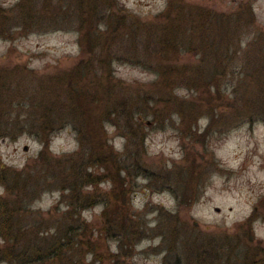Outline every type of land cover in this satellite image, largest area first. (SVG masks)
Returning <instances> with one entry per match:
<instances>
[{
  "label": "rangeland",
  "instance_id": "374dc122",
  "mask_svg": "<svg viewBox=\"0 0 264 264\" xmlns=\"http://www.w3.org/2000/svg\"><path fill=\"white\" fill-rule=\"evenodd\" d=\"M83 165L99 200L75 216L91 227L77 261L264 260V0H0L2 178L46 177L29 219L54 231ZM199 243L215 245L197 263Z\"/></svg>",
  "mask_w": 264,
  "mask_h": 264
},
{
  "label": "trees",
  "instance_id": "16d2710c",
  "mask_svg": "<svg viewBox=\"0 0 264 264\" xmlns=\"http://www.w3.org/2000/svg\"><path fill=\"white\" fill-rule=\"evenodd\" d=\"M107 17L108 16H105L104 14L100 17L98 16L97 19L104 21ZM106 30L107 33L111 32L109 24L106 25ZM95 33L100 37L103 35L106 36L107 34L102 33V35H100L97 29L95 30ZM80 40L83 53L85 54V45L82 35ZM51 129L53 130L54 128L52 127ZM43 155H46V151L41 152L40 157ZM96 162L98 163L99 161L94 156L91 159H88V164L90 163V165H95ZM83 168H85V165L75 170V177L70 181V186H58V189L61 191H69L71 193V199L73 198V201L69 204H73L75 210L73 212V221L67 222L62 228H57L55 225L53 227L54 231L50 228L46 229L43 227L44 223H47L46 220L44 222V219L39 223L35 220L30 221L29 219L31 218V215H29L30 212L28 211V205L31 200L35 199L39 194L45 191L44 187L47 185L45 184L46 177L36 179L34 183H27L33 186H10L9 180L6 176L5 179H3V175L0 174V183L5 189V194L0 196V264H42L43 262L51 261L60 262L62 258H66L68 262L71 261L70 264H85L82 261H77V258L82 253V248L86 246V241H90L87 231H89L91 227L87 228V225L82 222L80 223L75 216H77L80 209H84L90 204H95L99 199L92 195L87 196L85 193H82V189L85 186L80 185H83V181L94 183L93 178H91L92 175H90V177L89 174H84ZM54 179L57 180L56 177H54ZM58 181L60 182V180ZM102 201L105 203V207L108 206L109 201L107 198H103ZM36 227L40 228L41 231L38 229L35 237L36 242H33L31 240V234H33V230ZM80 232L84 235H79ZM43 233L46 235L44 236ZM20 239L24 242H20ZM17 242L25 243L26 245L20 249V247H16ZM193 245L190 244L194 250L196 249V251H198L196 262L200 263L201 257L206 254L203 252V248L211 247L215 245V243L209 244L208 246L203 243L195 244V246ZM233 249L234 248H228V245H225L220 246L218 249L209 248L208 253L210 256L212 255L214 257L213 260L215 259V263L218 264L220 262L221 264L222 259H224V257H229L233 252ZM237 250L241 251V256L243 258L242 261L240 260L241 263H245L246 260L244 257L248 258V254L253 251V248L244 245L242 247L240 246ZM108 255L111 256L110 254ZM217 255H219V257H217ZM253 255L255 256L253 261L257 258L253 264H264V260L258 258L259 254L257 252ZM94 256L95 261L102 260L100 256ZM111 257L115 260H119V257Z\"/></svg>",
  "mask_w": 264,
  "mask_h": 264
}]
</instances>
